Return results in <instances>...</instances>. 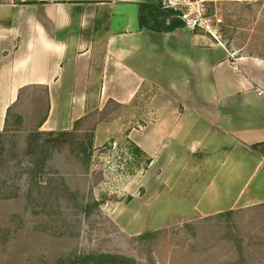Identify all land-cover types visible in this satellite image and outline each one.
Here are the masks:
<instances>
[{
    "label": "crops",
    "instance_id": "0c3cea01",
    "mask_svg": "<svg viewBox=\"0 0 264 264\" xmlns=\"http://www.w3.org/2000/svg\"><path fill=\"white\" fill-rule=\"evenodd\" d=\"M156 2L0 3V132L29 87L44 91L39 131H67L109 101L129 105L145 96L125 137L149 162L117 206V223L171 207L167 196L183 189L211 150L215 168L188 216L264 204V155L251 149L264 143V58L189 25L142 26L141 11Z\"/></svg>",
    "mask_w": 264,
    "mask_h": 264
},
{
    "label": "rangeland",
    "instance_id": "374dc122",
    "mask_svg": "<svg viewBox=\"0 0 264 264\" xmlns=\"http://www.w3.org/2000/svg\"><path fill=\"white\" fill-rule=\"evenodd\" d=\"M154 11L198 29L209 18L227 47L264 58V0H157L141 11V23L155 28ZM43 94L41 87L23 90L0 132V196H10L0 197V264H106L103 254L125 257V264H264V204L205 218L186 212L215 168L213 150L190 169L183 189L167 196L171 207L115 221L148 164L125 137L145 96L129 105L109 101L68 134L41 135L27 153L45 115Z\"/></svg>",
    "mask_w": 264,
    "mask_h": 264
},
{
    "label": "trees",
    "instance_id": "16d2710c",
    "mask_svg": "<svg viewBox=\"0 0 264 264\" xmlns=\"http://www.w3.org/2000/svg\"><path fill=\"white\" fill-rule=\"evenodd\" d=\"M170 16L169 13H165L164 11H159V12H155L153 14H151V20L154 22L155 28L156 29H160L162 26L166 25L168 22V17ZM142 26H145L143 23H141ZM7 116H8V112H7ZM8 121V119H7ZM6 126V124H5ZM53 131H49V132H43V131H35L33 132V134L30 135L29 137V142H28V146H27V153L33 152L35 149V144L34 141L40 137L43 134H52ZM57 134L63 136L68 134L67 131H58ZM131 144V143H129ZM133 145V144H132ZM91 146V142L89 143V147ZM133 147H135L133 145ZM251 149L258 152L259 154L264 155V143H260V144H254L251 145ZM135 150H138V148L135 147ZM82 151H85V149H82ZM139 151V150H138ZM141 152V151H140ZM87 158H85V160H89L90 154L86 155ZM146 162H149V159L146 158ZM1 198H10V196H6V195H2L0 196ZM231 213V211L222 213V214H228ZM103 258H105L106 260V264H125L127 261H129L127 258L125 257H121V256H117V255H111V254H103L102 255Z\"/></svg>",
    "mask_w": 264,
    "mask_h": 264
},
{
    "label": "built area",
    "instance_id": "2783aa9c",
    "mask_svg": "<svg viewBox=\"0 0 264 264\" xmlns=\"http://www.w3.org/2000/svg\"><path fill=\"white\" fill-rule=\"evenodd\" d=\"M184 18V17H183ZM206 23H208L207 25H206V28H202L205 32H207L209 35H211L213 38H215L216 40H220L219 39V35H218V33H217V31L216 30H214V31H212L209 27H210V25H209V22L211 21L209 18H206L205 20H204ZM220 21H221V19H216L215 20V22L213 23L214 25H217L218 23H220ZM195 24H196V22H195ZM195 24H193V27H194V25Z\"/></svg>",
    "mask_w": 264,
    "mask_h": 264
},
{
    "label": "water",
    "instance_id": "95a60500",
    "mask_svg": "<svg viewBox=\"0 0 264 264\" xmlns=\"http://www.w3.org/2000/svg\"><path fill=\"white\" fill-rule=\"evenodd\" d=\"M172 17L174 18V20H172V21L169 20L167 22V24H166L167 28L178 26V25H181V24H183L185 22L184 19L181 16H177V17L172 16Z\"/></svg>",
    "mask_w": 264,
    "mask_h": 264
}]
</instances>
